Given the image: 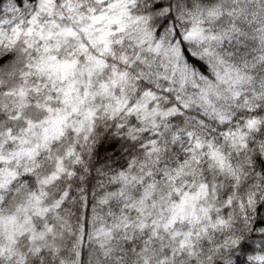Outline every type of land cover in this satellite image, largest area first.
I'll list each match as a JSON object with an SVG mask.
<instances>
[{
	"label": "clouds",
	"instance_id": "clouds-1",
	"mask_svg": "<svg viewBox=\"0 0 264 264\" xmlns=\"http://www.w3.org/2000/svg\"><path fill=\"white\" fill-rule=\"evenodd\" d=\"M109 3L0 0V264H250L232 240L262 242L248 237L264 204V0H181L215 8L205 35L231 37L185 41L210 50L205 78L144 21L93 24ZM40 30L70 67L36 70Z\"/></svg>",
	"mask_w": 264,
	"mask_h": 264
},
{
	"label": "snow or ice",
	"instance_id": "snow-or-ice-1",
	"mask_svg": "<svg viewBox=\"0 0 264 264\" xmlns=\"http://www.w3.org/2000/svg\"><path fill=\"white\" fill-rule=\"evenodd\" d=\"M132 3V0H110L108 8L110 11L115 10L116 15H93L90 17L91 22L93 24L104 21L111 24H120L121 20L125 17L129 21L134 22H145L146 31H148L154 42H155V50L159 51L164 47L165 42H167L168 47L164 49L165 53L171 49L172 53L175 55V59L177 62V66L182 68V71L186 74L189 70H191L193 76L199 74L202 78H205L211 69V65H205L202 63V57L205 55H209L210 50L204 49L202 53L199 54L201 58H198V54L190 51L187 47H185V41H188L189 38L192 39H201V40H209L215 41L217 43H223L225 39H231L227 32H216L209 33L205 35L203 30V16L206 14L209 18H214L217 15L215 8L209 7L206 12L201 8L199 4L192 5L181 3V0H154V2H150L147 8L148 16L144 17L142 15H138L133 17L131 15L132 9L129 5ZM93 11V10H90ZM179 13V16L177 15ZM189 17V23L191 27L187 29L185 33H181L177 28V24L184 16ZM35 22V17L30 23ZM154 27V31H152ZM124 26L121 25L119 31H123ZM16 33L17 38L20 35V29L13 30ZM33 32V28L29 27L27 31L24 33L25 36H30ZM72 34V33H68ZM172 35V40H168V35ZM38 40L36 43V50L41 53L39 56L38 63L36 64L37 71H46V70H55L56 68L64 69L66 67H70L67 61L63 63H56L55 65L50 63L52 61H56L57 57L52 54V44L45 43V41H52L54 39V33L52 31H37L36 33ZM111 35L110 32H103L100 36L101 42H105V37ZM175 41V44L173 43ZM176 45H179L177 47ZM55 46L59 48V42H56ZM25 47L31 50L32 45L25 41ZM11 54L3 59H10ZM183 58V65L180 64V60ZM2 62V61H0ZM219 63H223L222 60H219ZM191 66V68L189 67ZM225 72H230V69L225 68ZM217 78L220 76V70L217 69L214 73ZM27 179V177H25ZM256 215L252 220V233L249 234L248 239H256L260 238L262 240L259 247V252L254 247H251L247 244L246 240H240L239 238H233L232 244L235 245V249H238L242 252L253 253V255L249 256L250 264H264V204L257 206L255 209ZM259 230V237L257 236V231ZM234 249V250H235ZM219 264V262H217Z\"/></svg>",
	"mask_w": 264,
	"mask_h": 264
}]
</instances>
